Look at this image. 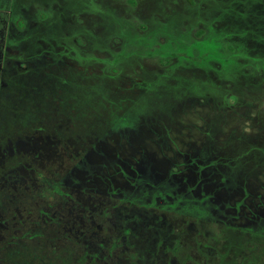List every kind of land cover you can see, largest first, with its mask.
Here are the masks:
<instances>
[{
    "label": "rangeland",
    "instance_id": "1",
    "mask_svg": "<svg viewBox=\"0 0 264 264\" xmlns=\"http://www.w3.org/2000/svg\"><path fill=\"white\" fill-rule=\"evenodd\" d=\"M193 2L0 14V264H264V0Z\"/></svg>",
    "mask_w": 264,
    "mask_h": 264
},
{
    "label": "trees",
    "instance_id": "2",
    "mask_svg": "<svg viewBox=\"0 0 264 264\" xmlns=\"http://www.w3.org/2000/svg\"><path fill=\"white\" fill-rule=\"evenodd\" d=\"M188 2L191 4V5H194V2H193V0H188ZM132 4H136L135 2H132ZM4 12L5 13H7L6 14V16H8V21H15L19 26H20V28L22 29L23 28V26H22V22L17 18V16H16V14H15V5H14V0H0V14H4ZM49 16H50V13H46V14H42L41 15V18L43 19V20H47L48 18H49ZM138 25V27H140L141 29L143 28V29H145L146 27L145 26H143V24H137ZM133 28H134V30H137L136 29V27L137 26H132ZM199 34H200V37L204 34V32L203 31H200L199 32ZM29 37H28V39L30 40V38H31V35H28ZM28 43V42H27ZM29 45H31V43H28ZM26 56H27V54H25ZM172 56L174 57V54H172ZM20 59H22V56L20 57ZM23 60H28V58H26V57H24V59ZM160 61V63H162V60H159ZM118 62V61H117ZM22 63H25L24 61L22 62ZM167 63H169L168 65H166V66H169L170 65V61L169 62H167ZM107 65V64H106ZM107 70H108V68H107ZM109 71V70H108ZM118 72H119V70H118Z\"/></svg>",
    "mask_w": 264,
    "mask_h": 264
}]
</instances>
